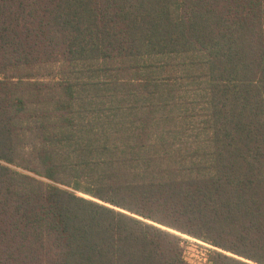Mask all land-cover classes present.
<instances>
[{
	"label": "trees",
	"instance_id": "16d2710c",
	"mask_svg": "<svg viewBox=\"0 0 264 264\" xmlns=\"http://www.w3.org/2000/svg\"><path fill=\"white\" fill-rule=\"evenodd\" d=\"M173 231L264 264V0H0V264H190Z\"/></svg>",
	"mask_w": 264,
	"mask_h": 264
},
{
	"label": "rangeland",
	"instance_id": "374dc122",
	"mask_svg": "<svg viewBox=\"0 0 264 264\" xmlns=\"http://www.w3.org/2000/svg\"><path fill=\"white\" fill-rule=\"evenodd\" d=\"M176 235H178L181 239V247L183 250L184 259L190 264H200L204 263L205 259H209L210 251L216 250L220 251L225 255H230L229 253L222 251L221 249L215 248L202 242L200 240L194 239L187 235H183L173 231ZM231 256V255H230Z\"/></svg>",
	"mask_w": 264,
	"mask_h": 264
}]
</instances>
